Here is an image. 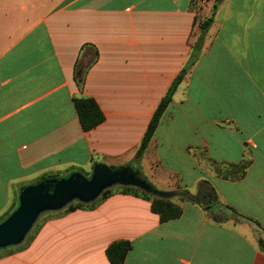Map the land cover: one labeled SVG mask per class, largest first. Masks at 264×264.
Segmentation results:
<instances>
[{
    "label": "crops",
    "instance_id": "obj_1",
    "mask_svg": "<svg viewBox=\"0 0 264 264\" xmlns=\"http://www.w3.org/2000/svg\"><path fill=\"white\" fill-rule=\"evenodd\" d=\"M198 6L0 0V219L14 212L22 188L96 164L141 169L181 209L161 222L146 199L113 192L91 209L46 217L0 264H109L105 251L116 242L130 244L123 264H264L253 225L214 222L204 206L177 198L207 181L220 205L264 235V0ZM198 14L212 20L198 57L135 160L191 53ZM74 97L91 98L103 122L83 131ZM241 164L234 179L229 167ZM46 176L56 178L40 181Z\"/></svg>",
    "mask_w": 264,
    "mask_h": 264
},
{
    "label": "trees",
    "instance_id": "obj_2",
    "mask_svg": "<svg viewBox=\"0 0 264 264\" xmlns=\"http://www.w3.org/2000/svg\"><path fill=\"white\" fill-rule=\"evenodd\" d=\"M200 1L201 0H193V6H195L194 8L196 9L197 13H199L200 11V6H198V2ZM211 21H212L211 18H202L199 14L195 17L192 25L190 38L191 40L196 38V41L192 45L191 53L185 65L179 71V73L171 83L170 87L166 91L165 95L162 97L159 104L157 105L147 125V128L141 139V142L135 151L134 154L135 160H138L143 156L159 124V121L163 113L165 112L166 108L171 102L173 93L175 92L178 85L182 82L184 76L189 71V69L194 65L198 57V53L200 51L201 41L207 29L209 28ZM72 102L78 117L80 127L83 131L87 132L97 127L103 122L104 119L103 115L99 110L97 104L91 98L74 97ZM214 167L219 168L220 166L214 164ZM229 168L233 169L234 172L233 178L237 179L242 176L245 168V164H241L240 166H231ZM55 178H56L55 176H46V178H42L40 181H44L45 179H55ZM120 192L131 193L135 196H139L149 201L151 212L157 214L161 222H167L170 220L177 219L181 214L180 207L177 204L173 203L170 197H160L156 194H153L151 192H146L139 188L134 189V191H131V189H123ZM112 193L113 192L111 191L103 192L99 200L89 205H84L81 203H70L62 211L70 212L77 209H91ZM177 198L179 201L182 202H189L191 204H198L204 206L205 211L208 213L209 217L214 222L224 223L231 218L234 219L235 221H243L250 223L251 225H253V230L256 233V242L258 249L264 253V235L258 224L251 222L247 218H243L239 216L232 209L220 205L217 201V197L215 195L213 188L207 181H203V180L201 181L196 195H191L187 191H179L177 192ZM9 215L10 214L3 216L0 219V222L4 221ZM29 240L30 237L21 247L23 248L24 246H26L29 243ZM129 249H130V244L128 242H116L111 244L105 251V255L109 264H123L125 256L129 251Z\"/></svg>",
    "mask_w": 264,
    "mask_h": 264
},
{
    "label": "water",
    "instance_id": "obj_3",
    "mask_svg": "<svg viewBox=\"0 0 264 264\" xmlns=\"http://www.w3.org/2000/svg\"><path fill=\"white\" fill-rule=\"evenodd\" d=\"M99 173L107 174L106 171L98 170V167H95L93 185L89 189H87L85 181L78 178L72 179L71 176L68 180L45 181L42 184L25 188L21 192L17 210L0 225V247L15 245L21 241L34 219L43 210H59L68 204L75 195H79L83 201L90 199L102 186L103 181L98 176ZM122 183L134 185L160 197L168 196L156 192L147 184L138 181L127 180Z\"/></svg>",
    "mask_w": 264,
    "mask_h": 264
},
{
    "label": "rangeland",
    "instance_id": "obj_4",
    "mask_svg": "<svg viewBox=\"0 0 264 264\" xmlns=\"http://www.w3.org/2000/svg\"><path fill=\"white\" fill-rule=\"evenodd\" d=\"M95 167H98V170L106 171V173H107V174H102V173L98 174V176L103 181L102 186L100 187V190L94 196H92L90 199H88L86 201H83L79 195H75L73 197V199L68 204H70V203H81L84 205H89V204H92V203L96 202L97 200H99L101 195L105 191L120 192L123 189H131V191H134V189H138L134 185H127V184L122 183V181H127V180L138 181V182L147 184L148 186L150 184L153 187H156V186H154V184H152L153 183L152 180L149 177L145 176V174L143 173V171H141V169H136L135 166L130 165V164L118 165V166H112V167H108L104 164H96L95 166H93V169L87 174L76 172V173L70 174V175H68L62 179L68 180L70 176L73 177L72 179L78 178L80 180L85 181V183L87 184V187H88L87 189H89V187H91L93 185V173H94ZM118 180H121V181H118ZM28 187H32V186H28ZM25 188H27V187L22 188L21 192ZM21 192H20V194H21ZM19 203L20 202L18 200V202L15 205L14 211L17 210V208L19 207ZM68 204H66L65 206H63L59 210H43L41 213H39L37 215V217L34 219V221L32 222L30 228L28 229V231L26 232V234L24 235V237L22 238L21 241H19L15 245L0 247V256L6 254L10 250H13L15 248L17 249V248L21 247L26 242V240H28L29 237L33 234L34 230L36 229V226L43 219H45L48 216L55 215L56 213L62 211L63 209H65L68 206ZM6 219L4 221L0 222V225H2L6 221Z\"/></svg>",
    "mask_w": 264,
    "mask_h": 264
}]
</instances>
